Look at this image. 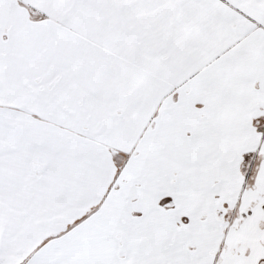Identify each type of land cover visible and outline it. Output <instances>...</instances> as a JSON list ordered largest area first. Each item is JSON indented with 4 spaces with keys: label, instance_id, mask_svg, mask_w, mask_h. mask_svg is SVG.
<instances>
[{
    "label": "snow or ice",
    "instance_id": "obj_1",
    "mask_svg": "<svg viewBox=\"0 0 264 264\" xmlns=\"http://www.w3.org/2000/svg\"><path fill=\"white\" fill-rule=\"evenodd\" d=\"M0 264H264V0H0Z\"/></svg>",
    "mask_w": 264,
    "mask_h": 264
}]
</instances>
